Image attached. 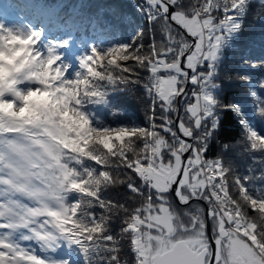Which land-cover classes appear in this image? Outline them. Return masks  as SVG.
<instances>
[{"label": "snow or ice", "instance_id": "6c2138e0", "mask_svg": "<svg viewBox=\"0 0 264 264\" xmlns=\"http://www.w3.org/2000/svg\"><path fill=\"white\" fill-rule=\"evenodd\" d=\"M249 2L144 0L138 8L148 30L141 28L129 44L93 47L72 79L57 63L63 42L40 45L41 30L25 34L0 25V54L14 57L15 69L0 78V229L9 230L6 236L25 229L30 235L22 239L42 251L76 245L94 264H129L121 255L125 245L130 264H264V184L253 183L264 181V157L253 156L259 175L249 166L248 175L229 180L231 167L205 156L219 123L220 105L209 90L218 50L226 32L241 28L237 15ZM249 63L264 67V61ZM138 69L147 74V126H93L82 108L103 99L98 81L141 83ZM242 79L254 107L264 105V76L255 84ZM35 82L40 86L31 87ZM25 83L26 92L18 87ZM189 84L195 85L190 92ZM54 93L62 94V111ZM243 139L246 151L264 153V135L248 131ZM117 185L129 193L123 202L105 195ZM6 236L0 264H70Z\"/></svg>", "mask_w": 264, "mask_h": 264}, {"label": "trees", "instance_id": "16d2710c", "mask_svg": "<svg viewBox=\"0 0 264 264\" xmlns=\"http://www.w3.org/2000/svg\"><path fill=\"white\" fill-rule=\"evenodd\" d=\"M48 1H61L65 6L71 7L69 22L74 14L82 18L94 19L100 17L104 19V22H107L106 25L109 34L116 35L118 33L116 31H118V27L120 26L125 29L123 35H126L128 31L127 24L129 16L124 15L126 19L123 20L118 13L109 12L107 9L102 10L95 3L96 0ZM184 5H190V2H186ZM133 19L135 22L140 21L137 17H133ZM145 22H147V19H145ZM123 35L120 34L118 39L121 44L129 41ZM188 39L190 40V38ZM249 61H264V0L252 1L250 11L243 25L238 46L227 58L217 62L214 83L210 86L212 90L217 87V90H215L217 91L215 99L220 105L216 109L219 123L207 141L205 156L207 159H221L226 166H230L232 172L228 175L229 180L234 175H248L249 166L255 168V171L251 173L254 176L259 175L262 171V166L259 163H253V156L257 158L264 157V153H249L245 150L247 146L243 139V136L248 131H255L259 135H264V113L259 111L260 107L264 105L256 104L254 107V96L249 91L250 85L245 79H242V77H250L252 83L255 84L264 76V67H253ZM140 84H122V87H114V89H111L113 95L106 96V98L103 97L101 101L106 102V106H110L113 110V113L108 115L105 126H147L148 120L146 121L143 118L145 108L141 104L142 99L145 98V94L140 93V91H144L142 90L143 86H140ZM189 86L193 85L190 84ZM259 95L264 96V89L260 90ZM145 102L147 107H149L150 100L147 99ZM223 105L237 106L239 111L224 108ZM146 111L148 113V108ZM127 117L132 122H135V124L127 125L125 123ZM256 181L257 185L264 184V181ZM105 195L110 199L123 202L129 193L126 191L125 186L117 185L109 189ZM97 212H99V209H97ZM119 226V220H115L112 224V231L114 233L117 232ZM32 241L35 242L34 240ZM63 245H67V243L61 244L55 250H43L48 255L45 258L57 261L64 260L66 258V252ZM71 249L72 255H74V252L76 254L73 256L70 264H94L91 257L85 258V254L76 245H72ZM121 255L122 259L129 260L130 264L131 254L127 251L126 245L125 251Z\"/></svg>", "mask_w": 264, "mask_h": 264}, {"label": "rangeland", "instance_id": "374dc122", "mask_svg": "<svg viewBox=\"0 0 264 264\" xmlns=\"http://www.w3.org/2000/svg\"><path fill=\"white\" fill-rule=\"evenodd\" d=\"M3 1V0H0ZM144 0H111V1H106V0H99L98 6L100 8L103 9H107V11L109 12H114V13H118L120 14L121 18H123V20H125L126 18L125 16H129L128 17V31H129V43L133 42L135 37L137 36L138 31L143 28L146 31L149 28L148 25V21L145 22L146 16H144L140 11L138 6L143 4ZM186 3V2H184ZM2 9L3 14L0 13V25L3 26L4 29H10L13 32H23L25 34H27L29 31L31 30H41L42 31V36L40 39V45H45L48 44L49 42H53V41H60V42H64V46L60 47V49H57V53L60 57V60L57 62L58 64H61L63 66H65L66 68V72L65 75L67 78L72 79L75 78L76 74L79 73V69L81 66V58L91 54L92 48L95 47L98 51H106L108 48L112 47L111 45L105 44L103 45V47H101V45H99L97 43V38H94V40L91 41V45H89L88 43H85L82 40H77L74 41L76 39V37L71 36L70 40L65 41L66 37L65 35H58V32H51V33H43L42 28L36 26V24L29 22L26 18L21 17L19 13H15L12 11H8L7 9L4 8V6L2 5V3H0V10ZM133 17H137L138 19H140L139 22H135V20L133 19ZM27 20V21H24ZM156 32H157V38L159 39V26L157 25L155 28ZM235 32V31H234ZM234 32H226L224 35V38L221 41V45L220 48L218 50V55H217V59L216 62L219 61V59L223 56V49L224 46L231 40V38L233 37ZM77 35V34H76ZM74 38V40H73ZM127 39V37H125ZM75 44H74V42ZM148 40L147 37L145 38V43L147 44ZM125 43V42H124ZM123 45V44H120ZM114 47V46H113ZM62 49V50H61ZM81 56V58H80ZM79 60L78 64L76 65V62H71L73 60ZM215 62V63H216ZM121 63H130V62H121ZM84 71V69H82V72ZM139 72V76L141 79V84L142 85L145 77H146V73L141 71V70H137ZM119 71L116 70V72H114V75H118ZM125 75H128L127 73ZM131 79L135 80L136 76H132ZM99 84L102 85V87L100 88V91L104 92V96L106 98V96H111L113 95V92L111 89H114V87H122V84L117 83L114 85H109L107 83V81H98ZM38 85L36 84H32V87H36ZM189 87V92L193 89L194 86H188ZM22 91H27L28 90V84H22L21 87H19ZM142 90H144L143 92L140 91V93L145 94V98L142 99L141 104L144 106V111H143V118L147 121V104H146V100L149 98L147 97L146 93H145V89L143 88ZM217 87L211 88V92L215 98V95L217 93ZM93 103H97V102H87L84 104L82 110L86 113V115L89 116L90 118V107L93 105L95 106V104ZM146 104V105H145ZM181 114H182V109H181ZM127 121L125 122L127 125L129 124H135V122H132L131 119H128V117L126 118ZM91 120V119H90ZM93 126H96L97 123H95V121H92ZM99 123H101L99 121ZM137 124V123H136ZM255 169V168H254ZM253 183L257 184V181H253ZM183 207V206H181ZM97 211V210H96ZM98 213V212H97ZM0 235H2L1 233V229H0Z\"/></svg>", "mask_w": 264, "mask_h": 264}, {"label": "clouds", "instance_id": "9594fccd", "mask_svg": "<svg viewBox=\"0 0 264 264\" xmlns=\"http://www.w3.org/2000/svg\"><path fill=\"white\" fill-rule=\"evenodd\" d=\"M21 54L22 53L20 51H18V52H16L14 54V56H19ZM13 58L14 57H7V56H3L2 54H0V59H3V60L6 61V63L4 65H0V78L8 76L10 71L12 72L13 75L15 74V69L12 68V60H13ZM25 75H26V73H25ZM32 84L38 85L36 87L40 86L38 82H35V83H32ZM32 84H31V87H32ZM36 87H33V88H36ZM60 95H62V94H55V93L53 94L54 103L58 104L60 110L62 111L66 105H65V102L63 100L59 99ZM69 103H70V101H69Z\"/></svg>", "mask_w": 264, "mask_h": 264}, {"label": "built area", "instance_id": "2783aa9c", "mask_svg": "<svg viewBox=\"0 0 264 264\" xmlns=\"http://www.w3.org/2000/svg\"><path fill=\"white\" fill-rule=\"evenodd\" d=\"M248 9H249V3H247V4L244 6V8H242V9L239 11L237 17L240 19L241 22L243 21V19H244L245 16L247 15V13H248Z\"/></svg>", "mask_w": 264, "mask_h": 264}, {"label": "water", "instance_id": "95a60500", "mask_svg": "<svg viewBox=\"0 0 264 264\" xmlns=\"http://www.w3.org/2000/svg\"><path fill=\"white\" fill-rule=\"evenodd\" d=\"M191 38V37H190Z\"/></svg>", "mask_w": 264, "mask_h": 264}]
</instances>
